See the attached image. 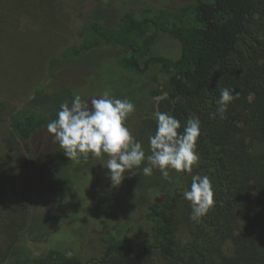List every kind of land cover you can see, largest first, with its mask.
<instances>
[{"label":"trees","instance_id":"16d2710c","mask_svg":"<svg viewBox=\"0 0 264 264\" xmlns=\"http://www.w3.org/2000/svg\"><path fill=\"white\" fill-rule=\"evenodd\" d=\"M39 1L53 14L61 0ZM105 1L89 0L91 12L78 22L77 40L49 58L45 78L50 73L54 77V64L118 49L115 76L134 82L130 87L140 91L145 119L156 123L147 112L152 99H160L157 112L173 115L182 127L191 116L199 118L200 164L192 175L209 177L215 205L199 222L191 221L183 190H190L192 175L183 174V187L166 190L160 193L162 200L148 203L134 226L136 234L104 227L98 237L102 252L89 260L82 250L83 232L74 234L72 247L28 250L23 236L31 212L21 205L0 223L5 236L0 264H264V0H192L176 9L150 0L136 5L128 1L116 7L125 8L111 24L97 10ZM36 12L28 10L33 18ZM36 20L40 22L39 14ZM163 35L179 43L176 58L153 52ZM218 87L240 94L223 120L212 115ZM57 113L39 112L32 105L8 113L7 149L25 165H35V139Z\"/></svg>","mask_w":264,"mask_h":264},{"label":"rangeland","instance_id":"374dc122","mask_svg":"<svg viewBox=\"0 0 264 264\" xmlns=\"http://www.w3.org/2000/svg\"><path fill=\"white\" fill-rule=\"evenodd\" d=\"M128 1L132 5L149 2L106 0L105 5L97 10L111 24L125 8L116 7ZM150 1L176 9L192 0ZM23 3L0 0V223L2 225L6 214L13 213L22 205L31 212L25 231L29 233L23 236L28 241V250L42 253L46 246L53 244L72 247L76 239L74 234L83 232L85 245L82 250L88 254L86 258L89 260L102 252L103 245L98 237L104 227L118 231L130 229L136 234L137 227L134 226L142 218L148 203L153 199L162 200L160 193L175 190L178 185L164 180L159 170H154L148 177L136 170L126 174L122 184L114 188L106 175L108 170L102 165L106 158L90 157L86 162L81 159L79 163L70 161L47 130L41 131L35 139V165H25L15 152L7 149L6 142L10 139L8 113L29 105L39 112L59 111L62 103L71 104L74 94L90 100L101 96L105 90L116 98H128L135 104L136 111L129 117L128 127L142 142L146 153L149 150L148 137L156 131V123L142 115L144 104L141 103L140 91L130 87L135 86L134 82L115 76V60L121 57L118 49L92 52L76 62L54 64V77L50 73L51 78H45L49 73L45 68L49 58L65 49L72 40H77L78 22L85 20L91 12L89 0H61L53 14L39 0ZM27 9L39 13L36 12L33 18ZM42 13L44 20L41 19ZM38 14L40 22L36 20ZM153 52L176 58L180 45L170 36L163 35ZM43 78L41 91L34 94ZM128 88H133V92H123ZM159 101H149L147 112L150 116L155 117ZM196 169L194 166L192 173ZM192 173L184 174L189 176ZM172 176L175 180L174 172ZM183 178L180 176L181 181ZM31 192L33 199L28 201ZM3 243L5 236L0 229V246Z\"/></svg>","mask_w":264,"mask_h":264},{"label":"clouds","instance_id":"9594fccd","mask_svg":"<svg viewBox=\"0 0 264 264\" xmlns=\"http://www.w3.org/2000/svg\"><path fill=\"white\" fill-rule=\"evenodd\" d=\"M218 90L217 109L212 115L223 120L240 94L235 89L218 87ZM135 111L136 106L130 99L116 98L108 90L90 100L74 94L71 104L60 105L57 118L47 124V132L70 161L106 158L102 165L108 170L106 175L114 188L122 184L126 174L136 170L146 177L159 170L164 180L183 187L180 176L185 172L191 174L194 166H199V118L191 116L182 127L173 115L157 112L156 131L148 137L146 153L142 142L128 127L129 117ZM173 172L178 174L175 180ZM214 195L209 177L192 175L190 190H183V198L190 203L191 221L199 222L209 213L215 205Z\"/></svg>","mask_w":264,"mask_h":264}]
</instances>
